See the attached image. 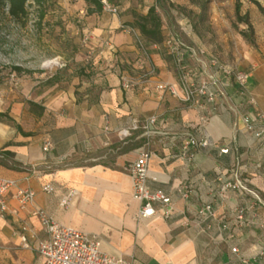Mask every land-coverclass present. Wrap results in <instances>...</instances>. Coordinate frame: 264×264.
I'll return each instance as SVG.
<instances>
[{
	"label": "crops",
	"instance_id": "crops-1",
	"mask_svg": "<svg viewBox=\"0 0 264 264\" xmlns=\"http://www.w3.org/2000/svg\"><path fill=\"white\" fill-rule=\"evenodd\" d=\"M118 1L117 14L97 15L93 32L92 64L101 69L102 87L79 92L51 84L28 97L44 107L42 114L25 108L24 102L11 108L12 113L19 110V116L23 109L21 114L33 123L17 120L15 114L21 130L0 123V149L13 154L5 159L7 165L0 164V177L35 192L33 205L25 208L15 196L16 187L6 195L7 210L0 216V264L44 263L38 245L46 232L31 214L32 207L45 210L60 224L97 234L104 252L130 264H240L233 246L251 256L264 243V140L243 121L248 111L264 113V13L251 0H241L239 15H248L254 31L251 44L242 35L247 24L236 18V0H207L205 11L191 0ZM152 5H157L164 32L179 44L191 79L197 85L210 82L212 101L197 94L186 102L166 47L150 45L148 60L134 36L120 28ZM151 65L153 74L148 73ZM228 69L248 74L245 90ZM160 83L171 85L176 94ZM151 115L158 118L152 128L159 133L152 138L147 185L171 198L175 211L169 218L159 210L140 218L141 204L132 195L129 165L147 140L141 126ZM204 115L209 118L206 125ZM134 119L140 128L122 135ZM191 137L207 138L210 144L192 145L193 157L183 158V145ZM222 148L229 151L222 153ZM234 170L261 201L234 190L226 197L218 195V177L230 178ZM46 184L52 186L50 191L44 189ZM66 196L69 201L63 205ZM205 203L217 214L209 220L210 228L196 213ZM237 206L248 208L244 222L232 214ZM251 264L264 261L255 258Z\"/></svg>",
	"mask_w": 264,
	"mask_h": 264
},
{
	"label": "built area",
	"instance_id": "built-area-1",
	"mask_svg": "<svg viewBox=\"0 0 264 264\" xmlns=\"http://www.w3.org/2000/svg\"><path fill=\"white\" fill-rule=\"evenodd\" d=\"M103 11L117 14L118 8L111 4L109 0H101ZM120 28L135 38V41L142 51L146 59H150L149 46L145 43L144 39L140 36L139 31L128 24H122ZM163 45L167 51L173 56L179 72L180 87L183 92V99L186 102H193L197 94L205 96L208 101L214 99L213 92L207 91V86L210 82L203 81L197 85L192 79L191 74L186 70L183 65V54L180 50L179 44L171 37L167 36ZM155 68L151 65L148 71L149 74H153ZM226 73L232 75L240 88L245 90L248 82V74L241 70H226ZM129 82L124 81V85ZM214 83V81H213ZM160 88L169 89L176 94V91L171 85L160 83ZM250 103L254 104L255 100L250 99ZM208 116L202 117V125L208 123ZM156 115L149 116L141 128L147 136L138 157L129 165V172L132 179V195L133 198L138 200L141 204L138 216L150 217L153 216L157 210L161 211L165 218H169L175 211L174 203L169 196H166L161 191H152L147 185L149 177V160L151 156L152 138L158 130H154L152 126L157 122ZM243 121L247 129L251 130L255 137L264 140V113H256L254 111H248L243 115ZM140 128L139 121L134 119L131 125L120 131L122 135H129L131 131L138 130ZM165 134L166 132H160ZM210 141L207 138L197 140L191 137L190 141L185 143L182 148L181 156L183 158L191 159L193 154L190 150L191 146H208ZM50 144L44 145V150H48ZM228 148H222L221 152H228ZM217 185L218 195L226 197L230 190L237 191L240 194L251 195L258 201H261L260 194L249 187L244 176L239 170H234L232 177L224 179L219 176ZM12 187H16L15 196L17 197L20 206L25 208L32 206L34 202V190L29 187H20L17 185V181L12 178L0 177V216H3L7 210L6 195ZM44 189L50 191L52 186L46 184ZM188 196V193H185ZM69 196H66L62 200V204H67ZM247 207L237 206L232 210V214L235 216L238 222H244L247 212ZM197 217L207 223V227L212 225L209 220L216 218V210L211 203H205L198 207L196 210ZM31 214L37 216L46 232V236L40 241L38 245V251L43 256V264H130L121 256H113L102 250V239L97 234L87 233L70 226H66L57 222L50 214L45 210L37 207L31 208ZM226 227L227 225H222ZM25 240V238H23ZM232 253L236 256V261L240 264H251L252 259H260L264 261V243L259 246L255 255L248 256L240 250L238 246L231 248ZM223 264H236L234 261H228Z\"/></svg>",
	"mask_w": 264,
	"mask_h": 264
},
{
	"label": "rangeland",
	"instance_id": "rangeland-1",
	"mask_svg": "<svg viewBox=\"0 0 264 264\" xmlns=\"http://www.w3.org/2000/svg\"><path fill=\"white\" fill-rule=\"evenodd\" d=\"M27 7L28 18L17 21L0 1V112L33 123L21 114L23 109L19 116V110L12 113L11 108L21 102L29 107V98L49 87L48 76L61 72V89L102 87L99 67L93 65L92 76L86 78L77 75L76 66L92 61L95 22L103 15L89 14L83 0H28ZM7 116H1L0 123L17 128L16 118L13 122Z\"/></svg>",
	"mask_w": 264,
	"mask_h": 264
},
{
	"label": "trees",
	"instance_id": "trees-1",
	"mask_svg": "<svg viewBox=\"0 0 264 264\" xmlns=\"http://www.w3.org/2000/svg\"><path fill=\"white\" fill-rule=\"evenodd\" d=\"M3 5L4 3L7 4L8 7V13L9 15L17 20V21H25L28 18V7H27V1L28 0H0ZM39 1V0H38ZM86 6V10L89 14L94 13H101L103 11L101 0H83ZM157 4H159L161 1L165 2L166 0H156ZM256 6L259 8V10L264 13V0H251ZM263 3H262V2ZM109 2L113 5H115L118 10V0H109ZM193 3H201L202 9L205 11L207 10V0H191ZM242 7L241 0H236L235 2V11H236V18L238 21H244L248 26L247 32H242V35L246 38V40L254 44V31L251 26V24L248 21V15L240 16L239 12ZM131 26L135 27L139 33L140 36L144 39L145 43L150 46L152 44L157 45H163L166 37L168 36L164 32L163 28V19L158 11L157 5H152L148 8L147 12L145 14L139 13L135 16L134 20L130 22ZM77 68V75L83 76L86 78H90L92 76L91 70L93 69L92 61L88 60L86 63H78L76 66ZM16 70H20L21 68L15 67ZM61 72H58L57 74H53L51 76H48L46 79L47 83L49 85L60 83L61 82ZM28 104L30 106V110L36 114H42L44 107L38 104L37 102L33 100H28ZM1 116H7L5 113L0 112ZM7 119L10 121H15L14 118L10 115L7 116ZM18 129L21 130L20 125H16ZM13 154L5 149H0V164L7 165V159L12 157ZM6 159V160H5Z\"/></svg>",
	"mask_w": 264,
	"mask_h": 264
}]
</instances>
